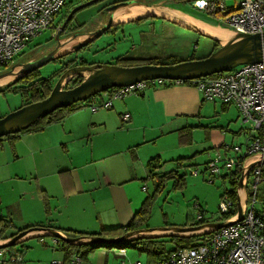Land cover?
<instances>
[{
	"label": "crops",
	"instance_id": "obj_1",
	"mask_svg": "<svg viewBox=\"0 0 264 264\" xmlns=\"http://www.w3.org/2000/svg\"><path fill=\"white\" fill-rule=\"evenodd\" d=\"M119 1L127 0H102L86 11L95 8L101 12ZM75 2L66 6L77 4ZM179 3L189 8L173 5ZM149 4L155 7L156 16L145 14L124 21H114L113 17L108 30H119L123 35L132 26L143 28L150 24L166 32L168 22L190 30L168 20L170 16L184 18V15L190 21L191 17L228 32L231 30L213 19L207 20L210 17L197 9L193 0H155ZM69 8L71 6L67 11L62 10L63 19ZM106 15L95 19L92 30L105 22ZM154 17L163 22H142ZM82 22L84 20L79 24ZM200 36L196 33L194 40ZM186 40L188 45L189 40ZM208 40L211 52L214 42ZM164 49L163 54L170 57L173 52L168 47ZM157 53L153 51L146 59H157ZM124 112L130 114L127 122L120 119ZM238 115L234 104L204 101L200 92L188 83L168 82L162 86L150 83L141 94L114 100L110 109L91 111L81 106L62 121L42 130L22 133L12 139L0 138V216L12 221L9 208L5 215L3 206L13 203L20 208L21 201L27 212L25 217H20V226L16 227L12 221L14 228L7 234L35 225L86 233L124 227L146 199V185L150 180L156 183L159 175L169 171L178 173L183 166L201 163L203 166L199 168L203 167V173L209 159L207 151L243 141L245 130L238 123ZM41 191L47 197L46 207L39 194ZM61 206L72 217H61V211L51 212ZM48 208L49 214H46ZM23 264H26L25 256Z\"/></svg>",
	"mask_w": 264,
	"mask_h": 264
},
{
	"label": "built area",
	"instance_id": "obj_2",
	"mask_svg": "<svg viewBox=\"0 0 264 264\" xmlns=\"http://www.w3.org/2000/svg\"><path fill=\"white\" fill-rule=\"evenodd\" d=\"M74 0H0V70L10 66L15 57L43 31L50 30V39L64 32L61 16L63 8ZM86 1V0H79ZM193 5L217 23L242 33L264 31V0H193ZM188 83L195 87L204 101L234 104L238 120L244 126V142L223 145L209 155L205 172L210 181L215 178L238 181L243 167L264 154V61L240 64L228 71L187 80L154 79L129 85L111 87L84 101L82 106L91 111L110 109L114 100L144 92L150 83ZM123 122L130 114L120 115ZM248 124V126H245ZM221 161V164L219 162ZM197 173V170H193ZM261 180V166L251 168L246 179V209L242 220L206 234L190 247L174 249L163 257L146 264H264V218L257 213V187ZM229 188L224 189L219 204V219L230 214L233 219L237 205ZM196 206H198L196 204ZM196 221H206L202 211ZM55 244L59 243L54 239ZM118 257L126 256L125 247H118ZM21 250L16 247L0 248V264H22ZM48 264H86L81 253L73 251L66 258L53 259ZM121 264H125L124 260ZM130 264H142L136 260Z\"/></svg>",
	"mask_w": 264,
	"mask_h": 264
},
{
	"label": "rangeland",
	"instance_id": "obj_3",
	"mask_svg": "<svg viewBox=\"0 0 264 264\" xmlns=\"http://www.w3.org/2000/svg\"><path fill=\"white\" fill-rule=\"evenodd\" d=\"M75 3L78 5L88 1H79L75 0ZM155 0H146L144 2H154ZM227 4H232L233 0H226ZM101 2V1H100ZM98 3H93L85 6L81 10L77 11L73 18L74 23L65 27L64 32L60 33V38L71 35L72 33L88 32L95 28L94 21L96 18L105 16L104 10L102 11L95 10L86 11L92 6H95ZM123 2V1H119ZM169 2V1H168ZM74 3V2H72ZM69 4L65 6L63 10L69 8L68 13L72 8L77 4ZM170 3V2H169ZM189 5V2H186ZM186 4H173L174 6L185 8L188 7ZM77 5V6H78ZM111 5V4H110ZM189 8V7H188ZM67 11V10H66ZM207 17V16H206ZM205 18V17H204ZM207 20H212L211 18H206ZM80 25V21H83ZM213 21V20H212ZM145 23H156L163 22L159 18H149L143 20ZM140 24L141 22H136ZM69 24V23H68ZM134 23V25H137ZM131 25V24H130ZM165 25V23H164ZM130 27V26H129ZM137 27V26H136ZM132 28L126 30L122 35L117 30H108L103 33L100 37L93 40L90 44L84 48L73 51L69 55L63 58H57L56 60L59 63L49 62L43 65L40 68L42 76H47L54 69L65 66L68 63L75 62L78 65L85 59L88 63H99L105 64L110 63L114 64L118 57L122 58H133L135 57L137 61H142L144 58L151 56L153 51H158V61L161 64H169V62L177 60H189V59H201L208 56L210 52L209 38L200 36L197 40L195 39L196 33L191 30H186L168 22V31L159 29L158 27L151 26L146 24L143 28ZM75 28H78L74 31H71ZM165 29L167 28L164 27ZM117 31V33H116ZM130 34V35H129ZM168 35V37H165ZM51 32L50 30L43 31L41 34L37 35L32 42L22 50L14 59V63H25L30 58H39L42 55L46 54L48 51L55 48L57 40L53 38L50 39ZM189 43L187 45V40ZM194 41H191V40ZM165 47H168L172 51V55L167 57L163 53L165 52ZM143 50H146L143 52ZM153 50V51H152ZM149 52V53H148ZM149 59V58H148ZM130 62L123 61L119 62L117 65L127 64ZM136 63V61H135ZM72 65V66H74ZM70 67V66H69ZM9 68L5 70L8 71ZM1 69V72L5 71ZM60 73L52 80L54 85L55 81L59 77ZM52 85V86H53ZM65 86V84H64ZM0 91V117H3L7 113L18 109L23 103L27 101V97L21 96L20 92H14L11 90ZM238 123L240 124L239 120ZM248 126V124H245ZM241 140L240 142H244ZM239 140L235 143H226V145H234L240 143ZM218 148H222L218 147ZM216 148L207 151L206 155L209 153L213 156ZM201 162H203L201 160ZM221 164V161L219 162ZM202 163L198 166H183L178 169V174L184 173L183 184H176V178L171 177L166 179L162 185H159V182L154 183L153 180H150L147 186V196H149L150 206H149V217L147 221L142 225V227H165V226H176V227H191V225L197 214L202 211L203 215L206 217V222H219L221 220H216L219 217V204L221 201V194L225 188H229V182L227 180H222L220 178H215L214 181H210L207 173L201 170L203 167ZM197 168L199 171L194 173L192 170ZM176 184V185H175ZM158 187V190L156 188ZM42 198V197H41ZM44 206L46 207L44 200L42 199ZM20 208L11 203L10 205H4L3 210L4 214L6 213V208L8 207V212L11 215V219L16 227L20 226L19 220L20 217H25L27 214L25 206L20 202ZM196 204L198 206H196ZM255 210L264 211V180L258 184V198L254 204ZM2 209V206H0ZM71 210V209H70ZM61 211V217H72L66 213L61 207H58L56 210L51 209L53 214ZM21 213V216H20ZM49 214V208L45 212ZM10 218V217H9ZM11 221V223H12ZM12 223L13 227L14 224ZM12 227V228H13ZM73 231V230H72ZM7 232H10L8 229ZM81 232V231H79ZM122 234H118L120 236ZM80 236V235H75ZM103 237H110L108 233H103ZM161 244L165 249H171L174 246V242L169 239V237H158ZM17 249L21 250V254L24 258L26 257V264H38L49 263L53 259H63V250L61 246H57L52 237L50 236H30L24 240V242L15 246ZM126 256L123 258L118 257L119 249L118 247H98L88 252L84 262L86 264H121V261L124 260L125 264H130L139 260L142 264H146L150 258L149 254L145 251H139L134 247H125ZM24 261V259H23ZM23 264V263H22Z\"/></svg>",
	"mask_w": 264,
	"mask_h": 264
},
{
	"label": "water",
	"instance_id": "obj_4",
	"mask_svg": "<svg viewBox=\"0 0 264 264\" xmlns=\"http://www.w3.org/2000/svg\"><path fill=\"white\" fill-rule=\"evenodd\" d=\"M95 0H88L70 10L62 23V29L67 24L70 14L76 9L87 5ZM137 6L147 11L146 15L156 16L152 5L141 0H127L117 2L104 8L105 22L95 30L88 32L72 33L69 36L60 38V32L54 39L57 40L55 48L48 51L39 58H30L25 63H12L8 71L1 72L0 78L14 74V78L0 89L8 86L19 77L40 69L43 65L60 58L62 55L80 50L96 38L105 33L113 24L114 12L123 7ZM149 9V11L147 10ZM154 10V11H153ZM164 17L162 15H158ZM168 20L184 26L201 36L218 43L219 47L213 50L208 56L199 59L183 60L171 64H139L123 66L117 64L88 63L78 64L65 69L60 73L51 88L49 95L41 100L27 103L20 106L3 117H0V138L9 134H15L38 119L45 117L58 108L67 107L73 103L84 101L111 87H119L132 84L137 81L166 79V80H187L204 77L219 72L228 71L240 64L264 61V31L262 33H242L230 30L225 37L214 35L187 18L180 16L168 17ZM85 35V38L71 45V48L63 53H57L62 42L71 38ZM17 70V71H16ZM74 75H81L82 80L73 87L65 88L64 84ZM264 163V154L257 157L243 167L236 187L237 212L233 219L221 220L219 222H206L191 227H142L123 233L120 236L103 237L102 235L70 236L64 230L48 226H34L19 231L5 239H0V248L13 247L22 243L30 236H50L69 244H99L116 245L126 240L137 237H174V236H202L209 234L220 227L230 225L243 219L246 209V179L254 166H261ZM101 247V246H100ZM112 247V246H111Z\"/></svg>",
	"mask_w": 264,
	"mask_h": 264
},
{
	"label": "trees",
	"instance_id": "obj_5",
	"mask_svg": "<svg viewBox=\"0 0 264 264\" xmlns=\"http://www.w3.org/2000/svg\"><path fill=\"white\" fill-rule=\"evenodd\" d=\"M100 1H102V0H95V1H93L87 5H90L93 3H98ZM87 5H84L78 9H76L75 11H73L68 18L67 24L72 21V18L74 17V15L77 11L81 10L82 8H84ZM66 27H68V26H66ZM76 29H78V28H75L71 31H74ZM218 47H219V44L214 42V49L213 50L217 49ZM69 54L62 55L61 58L65 57ZM123 61L130 62L127 64H121L123 66H132V65H139V64H161V62H159L158 59H154V58L153 59H143L142 61H137L133 58H122V57H118L116 59V61L114 62V64H118L119 62H123ZM135 61H136V63H135ZM179 61H181V60L175 59V60L169 62V64L176 63ZM52 62L59 63L58 60H54ZM74 64H76V63L73 61L71 63L66 64L65 66H60V67L54 69L53 71H51V73L47 76H42L40 69H36L30 73H27V74L19 77L14 82H12L11 84H9L8 86H6L2 89L3 90H11L14 92H20L21 96H23L25 98L27 97V101L25 103H23L22 105H25V104L30 103V102L41 100V99H43L49 95L51 88H52V85H53L52 80L59 73H62L65 69L69 68V66L71 67ZM80 64H88V61H86L85 59H82ZM82 78L83 77L81 75H74L73 77H71L67 81V83L65 84V88H70V87L75 86L76 84H78L82 80ZM0 91H2V90L0 89ZM81 106H82L81 102H76V103H73L67 107L58 108L55 111H53L52 113H50L49 115L38 119L35 123L30 125L29 127L15 133V134H9L7 136H4L3 138L12 139V138L19 136L22 133L36 132V131L42 130L45 126H47L49 124L62 121L70 113L74 112L76 109L80 108ZM171 177L176 178V184H183L184 174L179 175L175 171H169L166 174L158 176L157 179H158L159 185H162L163 182L166 181V179L171 178ZM262 180H264V163L261 165V180H260V182ZM230 183H231V185H230L231 189L229 190V193H230L232 200L236 204L237 180H235V178L232 177L230 179ZM156 190H158V187L156 188ZM223 193H224V191L222 192L221 196L223 195ZM39 194H40V197H42V199L44 200L45 204H47V197L44 195V193L41 191V192H39ZM256 197L258 198V187H257ZM149 206H150V200H149V196H147L146 199L144 200V202L142 203L140 209L133 215L131 220L126 225H124V227H120V228H116V229H110V230L103 229L98 233H86V232H79V231H72V230H65V232L67 233V235H70V236H75V235H80V236L90 235V236H92V235H103V233H105V234L108 233L109 236H117V233L123 234L125 232L132 231L134 229L142 228V225L147 221V219L149 217L148 216L149 215ZM257 213L262 215V217L264 218V211H257ZM230 216H231L230 214H225L216 220H226ZM202 223H204L203 220H201V221L195 220L191 225H198V224H202ZM35 226H42V225H35ZM12 227H13V225L9 219H7L6 217L0 216V239H5L11 235L18 233L19 231H22L24 229H28V228L34 227V226H27V227L18 229L16 232H14L12 234H7L8 229H11ZM202 236H204V235H202ZM202 236H187V237L174 236V237H170L169 239L174 242V246L171 249H165L164 246L160 243L162 240L160 241L159 239H157V237H153V238H151V237H137V238H132V239L126 240V241H124L120 244H116V245H99V244L74 245V244H69V243L63 242V241H59V243H60L62 250L64 251L65 257H67L73 251H76V252L81 253L83 258L85 259L88 252H90L93 249L98 248L100 246L101 247L102 246H105V247H111V246L134 247V248H137L139 251L147 252L150 256L148 262H152V261H155V260L163 257L165 254H167L168 252H170L174 249H177L180 247L193 246L196 243V240H198ZM8 248H11V247H8Z\"/></svg>",
	"mask_w": 264,
	"mask_h": 264
},
{
	"label": "bare ground",
	"instance_id": "obj_6",
	"mask_svg": "<svg viewBox=\"0 0 264 264\" xmlns=\"http://www.w3.org/2000/svg\"><path fill=\"white\" fill-rule=\"evenodd\" d=\"M147 10L149 11V9H147ZM146 13H147V11L145 9H142L140 7H137V6H131V7H123V8L117 9L114 12L113 17H114V21H124L127 19H132V18H135L138 16L145 15ZM172 13L180 14V12H177V11H173ZM180 15H184V14H180ZM184 17H187V16L184 15ZM190 19L192 21H194L196 24H198L201 28L208 30L209 32H211L214 35H218L220 37H225L227 35V33H229L228 30L223 28V27L219 26V28H217L213 25L206 24L204 22H199V21L195 20L194 18L190 17ZM220 29L222 31H220ZM84 38H85V35H80L76 38H71L67 41L62 42L61 45L58 47L57 53H63L65 51L69 50L73 43H75L79 40H82ZM13 78H14V74L7 75V76L0 78V85L9 82Z\"/></svg>",
	"mask_w": 264,
	"mask_h": 264
},
{
	"label": "flooded vegetation",
	"instance_id": "obj_7",
	"mask_svg": "<svg viewBox=\"0 0 264 264\" xmlns=\"http://www.w3.org/2000/svg\"><path fill=\"white\" fill-rule=\"evenodd\" d=\"M71 23H69V24H66V26H68V25H70Z\"/></svg>",
	"mask_w": 264,
	"mask_h": 264
}]
</instances>
